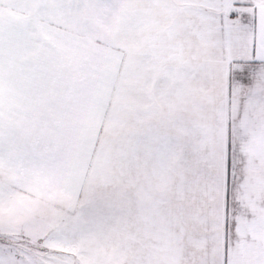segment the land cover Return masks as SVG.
I'll use <instances>...</instances> for the list:
<instances>
[{
  "label": "snow or ice",
  "instance_id": "1",
  "mask_svg": "<svg viewBox=\"0 0 264 264\" xmlns=\"http://www.w3.org/2000/svg\"><path fill=\"white\" fill-rule=\"evenodd\" d=\"M0 264H264V0H0Z\"/></svg>",
  "mask_w": 264,
  "mask_h": 264
}]
</instances>
